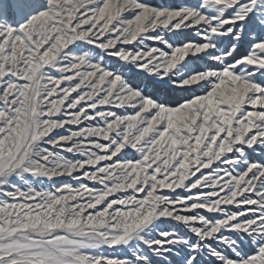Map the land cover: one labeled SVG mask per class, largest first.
I'll return each instance as SVG.
<instances>
[{"label": "snow or ice", "instance_id": "6c2138e0", "mask_svg": "<svg viewBox=\"0 0 264 264\" xmlns=\"http://www.w3.org/2000/svg\"><path fill=\"white\" fill-rule=\"evenodd\" d=\"M0 264H264V0H0Z\"/></svg>", "mask_w": 264, "mask_h": 264}]
</instances>
